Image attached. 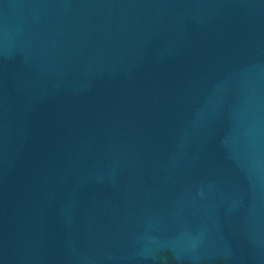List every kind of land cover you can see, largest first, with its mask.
<instances>
[{"label":"water","instance_id":"95a60500","mask_svg":"<svg viewBox=\"0 0 264 264\" xmlns=\"http://www.w3.org/2000/svg\"><path fill=\"white\" fill-rule=\"evenodd\" d=\"M0 264H264V0H0Z\"/></svg>","mask_w":264,"mask_h":264}]
</instances>
